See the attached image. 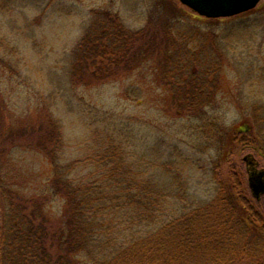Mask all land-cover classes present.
<instances>
[{
	"label": "rangeland",
	"instance_id": "1",
	"mask_svg": "<svg viewBox=\"0 0 264 264\" xmlns=\"http://www.w3.org/2000/svg\"><path fill=\"white\" fill-rule=\"evenodd\" d=\"M12 1L0 9V35L17 49L15 66L0 64V125L6 137L0 148V225L9 200L35 198L42 201L47 221L54 223L63 197L53 195L50 188V157L56 155L60 163L77 160V170L71 174L83 176L94 169L89 159H98V151L117 139L123 141L131 159L177 161L193 205L211 199L218 179L227 178L234 166L243 175L250 202L264 218V195L254 198L249 192L243 159L251 153L264 168V0L243 12L258 17L255 35L232 43L224 40L233 49L207 78L213 88L203 117L174 104L173 79L162 76L156 53L125 62L132 50L126 46L110 54V61L98 58L96 64L103 62L104 67H113L116 60L121 66L118 74L101 80L85 81L80 72L71 70L72 49L85 29L95 26L94 18L106 12L105 18L121 22L129 31L145 29L148 18L162 11V0ZM165 1L179 7L176 15L181 19L205 25L207 17L179 0ZM157 26L153 29L160 38L162 27ZM107 32L111 40L112 30ZM12 57L15 60V54ZM124 65L128 66L122 70ZM247 125L251 127L244 141L247 147L229 144L228 134L234 136ZM45 138L48 151L54 150L52 156L38 142ZM178 206L184 207V202ZM254 242L233 264H264V240L258 237Z\"/></svg>",
	"mask_w": 264,
	"mask_h": 264
},
{
	"label": "trees",
	"instance_id": "2",
	"mask_svg": "<svg viewBox=\"0 0 264 264\" xmlns=\"http://www.w3.org/2000/svg\"><path fill=\"white\" fill-rule=\"evenodd\" d=\"M162 1V6L157 4L162 11L148 18L144 30L129 31L121 22L105 18L106 12L94 18L95 26H88L72 49L71 70L80 72L82 80H101L118 74L121 66L116 60L113 67H104L103 62L96 64L98 58L110 61V54L126 46L132 50L125 62L156 53L162 76L173 79L174 104L203 117L213 88L209 74L227 58L234 39L255 35L258 17L240 13L228 19L205 18L201 25L181 19L176 15L179 7ZM10 2L1 1L0 9ZM157 25L162 27L160 38ZM16 53L11 40L0 35V64L15 66ZM3 129L0 125V148L6 140ZM240 131L228 134L229 144L246 146L251 127ZM46 141L38 140L48 151ZM53 154L54 150L48 151ZM50 158V188L53 195L63 197L59 217L49 223L39 198L5 202L0 264H233L256 244L255 239L264 240V218L250 202L243 175L234 166L227 178L218 179L211 199L193 205L177 161L131 159L121 139L107 143L98 151V159L87 160L94 169L83 176L71 174L77 170V160L60 163L56 155ZM181 201L184 207L180 208Z\"/></svg>",
	"mask_w": 264,
	"mask_h": 264
},
{
	"label": "water",
	"instance_id": "3",
	"mask_svg": "<svg viewBox=\"0 0 264 264\" xmlns=\"http://www.w3.org/2000/svg\"><path fill=\"white\" fill-rule=\"evenodd\" d=\"M197 14L207 18L230 17L254 8L260 0H179ZM247 162L248 185L256 197L264 193V168L257 169L251 153L244 156Z\"/></svg>",
	"mask_w": 264,
	"mask_h": 264
}]
</instances>
